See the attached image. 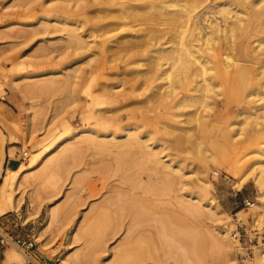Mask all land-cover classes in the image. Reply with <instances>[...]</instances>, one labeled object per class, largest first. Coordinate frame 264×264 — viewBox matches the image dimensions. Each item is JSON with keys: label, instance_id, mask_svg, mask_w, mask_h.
<instances>
[{"label": "rangeland", "instance_id": "obj_1", "mask_svg": "<svg viewBox=\"0 0 264 264\" xmlns=\"http://www.w3.org/2000/svg\"><path fill=\"white\" fill-rule=\"evenodd\" d=\"M192 1L199 6L188 25L171 21L172 13L181 17L191 11ZM222 2L0 0V190L6 184L5 195L19 203L0 214V233L35 239L36 247L28 253L35 263L64 264L61 256L68 249L84 256L106 247L103 254L110 262L115 247L117 256L128 250L124 260L119 255L121 264H264L256 246L242 247L231 236L238 223L249 226L255 216L264 225V181L256 170L264 166V77L249 78L244 88H233L228 100L214 91L212 105H183L179 98L193 92L195 82L177 88L176 96L166 95L169 69L163 82L147 85L142 76L130 73L134 65L125 67L98 49L77 48L69 37L73 31L89 41L100 39L111 28L114 11L129 4V13L137 16L128 13L127 24L116 30L135 28L142 35L156 29L150 42L138 40L145 47L138 44L142 51L136 62L146 69L159 58L158 50L164 54L176 49L192 31L205 34L207 20L224 26L218 12ZM255 27L238 35L255 50L242 57L252 74L264 72V32ZM112 92L120 95L111 96ZM81 130L87 135L82 137ZM149 152L175 166L172 171L181 167L182 183L164 187L161 172L147 158ZM160 164L156 167L162 170ZM177 175L173 174L178 182ZM197 193L204 204L219 207L222 218L214 224L227 229L231 260L222 259L212 241L208 208L196 215L180 207L179 198L196 202ZM245 197L254 206L246 207ZM50 207L54 218L49 221ZM76 227V241H70ZM40 230L57 246L55 252L40 247ZM5 251H10L11 264L29 261L8 245L0 246V264Z\"/></svg>", "mask_w": 264, "mask_h": 264}, {"label": "bare ground", "instance_id": "obj_2", "mask_svg": "<svg viewBox=\"0 0 264 264\" xmlns=\"http://www.w3.org/2000/svg\"><path fill=\"white\" fill-rule=\"evenodd\" d=\"M168 1H174V0H168ZM192 3H193V1H192ZM233 4H236V6H239L240 8H236V9H235V7L231 8V6ZM128 5L127 6L124 5L123 7L120 8V10L118 9V10L114 11V14L111 16L112 21L109 23L111 28L108 27L109 28L108 31L107 32L105 31L104 35L102 34L103 36L102 35H101L102 37L100 36V39L94 40V41H89V40L82 38L81 35L79 36L78 33L76 34L73 31L72 32L69 31V33H71V35L68 33L69 37H73L71 39H74L73 42L75 43L77 48L78 47L79 48H85L86 47V48H88V50L98 49L105 57H111V59H115V60L120 59L121 62L125 63V67L129 66V65H134L135 67L130 70L131 72L130 71L129 72L131 74H135L136 76H142L144 79L143 81L147 85H151L157 79L162 80L163 78H165L163 76H164V74H166V71L169 69L171 71V75L169 74V71H167V75L169 77H166L167 78L166 86L169 88V90L168 91L166 90L167 92H165V90H163L164 93H166V95L176 96L178 94L176 92L177 88H179L181 86H182V88H183V86L188 87L193 82H195V83H193L194 84V87L192 88L193 90H191L193 92H191V93L187 92V94H184L179 98V101L181 103L186 102V101H188V102L191 101V103L196 102V104H198V102H200V103L202 102L204 104L206 103L205 104L206 106L208 105V103H209V105L210 104L212 105L213 102L210 103L209 98L210 97L214 98V96H215L214 91L217 94H222V95L226 96V98L228 100L232 94L231 92H232L233 88L234 89H235V87L236 88L240 87V89L244 88V85L247 82V80L249 81L248 83L251 82L249 80V78H251V80H252V77H255V78L264 77L263 71H259L257 73L253 72V74H252L250 72L252 71L253 68L250 69V71H249V69H248V71L246 70V67H245L246 62H244L245 59H243L242 57L246 58V57H250V56L254 55L253 52L255 50L252 49L248 43L245 44L244 41L242 40V38L241 37L239 38V36H238L239 34L245 33L247 30L252 28V25H254V27H255L258 24H259V27L261 26V28L259 29L260 32H262V33L264 32V0H223L222 7H220L218 9L219 10L218 12L220 14H222V16L224 18V26H220V24H218L216 22H212L213 20H207V25H205V28L207 27L208 30H207V28L205 29V30H207V32L205 34L202 33V31H204V30L200 29L201 32L199 31L200 32L199 33V32H196L195 29H194L195 32H193L192 31L193 29H191L192 34H191L190 38L188 35H185L188 37V39L187 40L185 39L184 41H182V43L179 46V47H181L180 49L178 46H176V49L173 48V50H170L167 52L164 51L165 52L164 54L162 53L163 51H161L162 49L158 50V53H156V55L157 56L159 55V58L155 59L156 62L151 61L152 63H150L146 69L141 68L140 67L141 64H137L138 61L136 59V55L138 53L141 54L140 51H142V50H140L138 52V47L145 45V44L144 45L139 44L138 40H141V38H139V37H143V40L146 39V41H149L148 39H150V41H151L152 38H150V37H151V35L153 36L154 34H156L155 33L156 29L154 30L152 28L151 29L147 28L148 30L145 31V33H143L142 35L136 34L137 30H139V29L136 30L135 28H128V29L124 28L125 29L124 31H126V33H121L120 31L116 30V29L121 28V26L123 27V25L127 24L125 19L128 18V13H129L128 7L131 6V5L130 6H128ZM190 5H191L190 7H192L193 9L191 11L185 10L188 12L184 11V14H183V12H181V14H183L181 17H180V14H178V13H172L171 14V21L184 22L185 25H188L187 24L189 21L188 19L190 17H192V11L195 8H197V6H199V3H197L195 1V3L190 4ZM182 10H184V9H182ZM142 13L143 12L141 11L139 16ZM129 14L131 17L136 15L135 13H133V15H132L131 11ZM243 14L246 17H244ZM182 19H183V21H182ZM207 19H209V17ZM184 23H183V25H184ZM129 27H131V26H129ZM259 27L256 26L255 29H257ZM253 28H252V30H253ZM114 30L118 31V32L111 34L110 32H112ZM174 33H178V32H174ZM183 37H184V35H183ZM184 38H186V37H184ZM211 39H212V41H211ZM91 42L93 44L92 48H91V45H92ZM138 44H139V46H138ZM259 44H261V43L259 42ZM144 47H142V49ZM146 48H148V45L146 46ZM170 49H172V48H170ZM143 50H145V49H143ZM109 52H111L112 54H109ZM142 53H144V52H142ZM206 53H207V55L209 54V57H207V55H205ZM111 59H109V60L112 62ZM161 60L165 61V63H167L169 66L167 68H165L164 66H166V65L163 62H161ZM244 67H245V69H243ZM251 67H252V65H251ZM261 68H263V67H261ZM254 71L256 72V70H254ZM130 78H132V76ZM157 81H159V80H157ZM162 82H163V80H162ZM163 88L165 89V87H163ZM245 88H247V87H245ZM160 93H163V92L160 91ZM112 95L119 96L120 93L119 92H116V93L112 92L111 96ZM166 95L164 94L165 99H167ZM220 97H221V95H220ZM151 98L149 97V99H151ZM186 104L187 103H185V104L183 103V105H186ZM194 105H195V103H194ZM200 106H201V104H200ZM200 118H202V116ZM85 132H86V130H81L79 132V134H81V136L84 137L87 135V134H84ZM1 134L2 133L0 132V138H1ZM129 135L134 136V137H138L137 133L130 132ZM3 139H6V138H3ZM137 139H135V140L137 141ZM0 140H2V139H0ZM2 142H3V140H2ZM2 142H1V144H3ZM121 145H123V144H121ZM1 146H3V145H1ZM2 152H3V149H1L0 153H2ZM149 153L147 154V156H148L147 158L152 159V161L154 163V165H153L154 168H157V170L159 169V171L161 172L160 174L162 176L159 175L158 177L160 179H163L162 181L164 182L163 183L164 187L172 189V187H174L177 183H179V184L182 183L183 173H181L182 172L181 167H177L175 171L174 170L172 171V169H175V166H173L171 164H164L162 162V160H160V158L158 157L157 153H150L151 155H149ZM158 164L162 165V167L160 166L162 170H160V168L156 167ZM2 166H3V162H0V171L2 169ZM26 170H27V168L20 170L17 175L20 176ZM256 170H257V177H259L260 179H263L262 180V182H263L264 181V177H263L264 176V166H259L256 168ZM174 172H176L178 174L177 175L178 178H180V180H178V182L174 180L173 174H176ZM259 183H261V180L259 181ZM5 186H6V184L2 187V190H0V214H4L8 210H10L12 208H16L19 204L16 201L13 202L10 197L5 195ZM180 188H181V186H180ZM164 194L165 193H163V195ZM161 196H162V194H161ZM159 197H160V195H159ZM162 197H164V196H162ZM194 197L197 200L196 202H192L190 200L183 199L182 197L179 198L178 201L180 202V205H181L180 207L183 210H187L188 212H192L193 214H196V215H199V214L205 212L204 211L205 207L208 208V210H209L208 213H209L211 220L213 221V226H214L213 227L214 230L212 232L214 238H212V241L214 239V245H215L216 249L218 248L220 255H221V258L226 259L228 257L229 260H231V256L233 253V244H232L231 239L229 238V235L227 234V229H221L220 226L218 227L216 224H214V222H217V220L221 221V218H222L218 214V212L220 211L219 207L217 206V204H212L211 202L204 204L202 202L203 198L199 193L195 194ZM166 202L168 203L169 201L166 200L165 203ZM210 204H212V205L210 206ZM256 210H257V208H256ZM53 218H54V210L50 207L49 211H48V219L50 221ZM97 218L100 220L99 217H97ZM91 223L93 224V221ZM46 225L47 224H45V226ZM77 230L78 229L76 227L71 232L70 241H76L75 239L77 237L76 236ZM44 233H43V230H40L38 232L37 240L39 239L41 241L40 247L42 249H45V250H49L50 248H52V250L55 252L57 249V246L55 244L51 245V242L47 241L48 239H46V237H45L46 235H44ZM213 236H211V237H213ZM107 248L109 249V247H106V249H104L103 252L99 251L100 248H99V250L92 249V251H90V253H88L87 255H84V256H79L77 253L68 249L65 252H63V254L61 256V263H64V264H121L122 261L120 258L122 257L123 258L122 260H124V258L127 257L128 250L125 249L121 252L119 251L118 254L121 257L119 255H118L119 256L118 257L116 255V253L118 252L116 250H118V249H116L115 247L114 248L112 247L111 248V255H112V257L114 256L113 257L114 259H112V261L108 262L106 260V258L104 257V254H103L105 251H107ZM256 248H257L256 249L257 257L259 259H261L264 263V246H260V247L256 246ZM98 251L101 253L99 254ZM9 252L10 251H8L7 254ZM20 252L25 254V257H27L29 259V261L35 262L34 259H36V258L34 256H33L34 258H32V256H29L28 253H24L22 251H20ZM7 254L3 260V264H11L12 263L11 258L9 257V254L8 255ZM115 255L117 257H115ZM217 258L220 259L219 256ZM229 260H226V262H229ZM123 264H124V262H123Z\"/></svg>", "mask_w": 264, "mask_h": 264}, {"label": "built area", "instance_id": "obj_3", "mask_svg": "<svg viewBox=\"0 0 264 264\" xmlns=\"http://www.w3.org/2000/svg\"><path fill=\"white\" fill-rule=\"evenodd\" d=\"M2 5L0 4V11ZM26 155V153H25ZM243 203L246 207H252L255 202L249 197L243 199ZM260 219L258 216L252 221V224L248 226L246 223H238L234 229L231 231L232 238L238 242L242 247H247L250 250L259 244H264V225H260ZM36 240L31 237H22L20 235H14L10 232L6 234L0 233V246L6 247L8 245L16 246L20 251L24 253H29L36 247ZM27 264H38L37 262L27 261ZM40 264H53L44 260Z\"/></svg>", "mask_w": 264, "mask_h": 264}, {"label": "crops", "instance_id": "obj_4", "mask_svg": "<svg viewBox=\"0 0 264 264\" xmlns=\"http://www.w3.org/2000/svg\"><path fill=\"white\" fill-rule=\"evenodd\" d=\"M14 166H13V164H12V166H11V168H13ZM7 252L8 251H5V256H6V254H7ZM5 258V257H4ZM4 260V259H3ZM3 260H2V262H3Z\"/></svg>", "mask_w": 264, "mask_h": 264}]
</instances>
